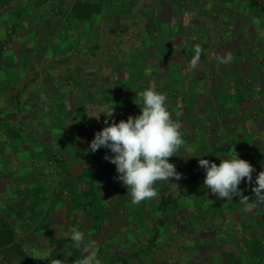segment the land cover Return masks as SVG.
<instances>
[{
	"label": "rangeland",
	"instance_id": "rangeland-1",
	"mask_svg": "<svg viewBox=\"0 0 264 264\" xmlns=\"http://www.w3.org/2000/svg\"><path fill=\"white\" fill-rule=\"evenodd\" d=\"M67 1L72 5L71 12L61 13L65 15L63 17L53 12L57 18L49 19L51 28L47 29V35L39 38L43 41L40 45L38 42L31 44L33 36L20 35L16 33L19 29H13L19 19L12 15L15 10L16 13L23 12L18 9L21 5L7 20H0L8 23L10 20L9 27L0 23L1 93L10 91H4L2 87L7 77H10L9 89L17 92L23 83L26 67L29 66V71H39L51 50L64 52L70 48L71 43L62 42L61 32L70 29L68 21L76 2L89 0ZM0 2H4L1 13L9 7L6 1ZM92 2V6L99 10L98 15L80 29L82 27L86 32L93 27L98 35L104 30L120 29L130 22L137 6H145L149 12L143 21L147 25L143 28L146 41L135 43V62L144 74L139 76L135 72L129 76L123 64L106 61L90 70L77 69L69 75L59 72L54 77L40 78L36 85H31V93L16 111L20 119L31 120L28 130L35 137L40 136L37 143L31 148L22 145L20 149L0 143V223L15 227L19 238L33 246L37 258L49 263L50 259L61 258L64 251L60 242L86 254L83 245L78 248L71 240L73 227L84 233L85 241L95 242L98 258L102 264H107L117 253L124 254L131 247L130 251L141 248V241L151 235L143 231V226L152 229L154 221L160 217L155 209L159 195L133 205L127 187L117 179L116 166L105 160L106 155L114 154L103 147L94 153L89 150L85 114L97 115L98 109L114 107V116L108 121L119 123L130 115L141 114L138 104L142 105V101L137 98V92L154 85L158 92L166 95L169 112L182 124L180 131L185 145L177 156L169 158L182 178L179 181L174 178L169 182L158 181L154 185L158 194L163 190L176 194H181L182 189L192 192L197 178L206 173L199 166V159L214 162L209 155L220 141L224 146L233 140L246 145L263 138L260 135L264 132V9L253 11L247 0ZM155 3L158 6H154ZM173 3H177L180 10L176 8L175 11ZM27 4L32 7L31 0ZM12 5L16 4L13 2ZM214 24L219 29L216 37L210 34ZM61 25L64 26L62 31L56 32ZM138 31H141L139 27L134 33ZM74 40L70 38V41ZM131 43L132 40L126 41L129 46ZM196 45L203 51L199 63L191 69L189 61ZM226 53L232 56L227 64L212 58V54L223 57ZM101 101L107 105H101ZM63 111L65 118H61ZM34 117L36 119L32 121ZM66 137L72 142L70 146H67ZM73 142L77 144L78 154L73 151ZM57 143L66 147L65 153L72 152L69 158L73 162L71 175L55 169L47 154L39 152L42 148L52 150ZM223 158L228 157L223 155ZM87 172L100 176L98 185L112 213L100 221L96 219L92 206L80 211L70 208L73 194L87 187L81 181V176ZM195 175L200 176L196 178ZM34 183H38L40 197L30 191ZM172 183L177 184L178 189ZM255 186L254 179L247 188L243 189L241 183L238 188L251 202L255 199L252 192ZM203 191L205 196L201 197L199 194ZM54 194H61L59 203L52 200ZM196 194L180 199L181 208L167 214L166 225L160 227L159 248L154 253H143L134 258L131 264H227L228 255L234 256L232 264H236V259L247 264L246 256L234 245L244 240L255 256L264 252V205L244 212L239 197H233L231 201L217 198L205 185L199 186ZM30 202H38L36 210L39 215L34 216L35 220H31L29 214H18L29 210ZM47 216L46 229L38 230ZM222 231L232 235L231 242L223 237Z\"/></svg>",
	"mask_w": 264,
	"mask_h": 264
},
{
	"label": "trees",
	"instance_id": "trees-1",
	"mask_svg": "<svg viewBox=\"0 0 264 264\" xmlns=\"http://www.w3.org/2000/svg\"><path fill=\"white\" fill-rule=\"evenodd\" d=\"M1 1H6L5 4H7L8 6H11L14 2V0ZM247 2L248 4L252 5L253 11L260 8L264 9V0H247ZM3 3L4 2H0V10L4 6ZM159 3L161 4V2ZM92 5V0H89V2L78 1L73 6L72 14L70 16L71 19L68 21V23L70 24V29L66 32H61L62 42L71 43L70 48H66V51L64 52H60L57 49L51 50L50 54L44 58L42 62V69L39 71H29V66L28 68L26 67V70L23 67V70H25L26 73L23 75L24 79L21 81L23 83L17 92H13L11 89H9L10 82L8 79L10 77H7L5 79L6 81L4 82V84H2V87L4 91H10H7L5 93L0 92V143H4L12 147L14 146L18 149H20L22 145H27V147L31 148L37 143L36 140L40 136L38 135L37 137H35L34 133L30 134L31 132L28 130L30 128L31 120L27 119V121H25L26 119H20V116L16 111L17 109H21V105L24 99L26 100V98L31 93L33 89L31 85H36L40 78L45 79L49 78L50 76L54 77L57 76V73L59 72H63L65 75H69L74 73L77 69L90 70L94 68L95 65L102 62L105 63L106 61L123 64L124 67L128 69L129 76L130 74L133 76L135 72L139 76H142L144 74V71L139 70L138 64L137 62H135V43L139 41L143 42V40L144 42L146 41L145 31H143V28H145L147 25H145L143 21L148 16L149 12L145 8V6H137L135 12H133L130 22L128 24H125L120 29L107 32L104 30L98 35L96 31H94L93 27L86 29V32L82 31V27L80 29V26H84L87 23L91 22L92 20H94V16L98 15L99 10H97V8L93 7ZM172 5L173 7H175V11L176 8L180 10V7H178L177 3H173ZM13 6L12 13L14 12L13 10L16 9V7ZM154 6L158 5L155 3ZM18 16L23 17V19H19L16 21V24L13 26V29L15 31L17 30L19 24H21V22L27 18L26 14L25 16H23V14L20 15L18 13ZM137 27H139L141 31L134 33ZM211 28L212 33L210 32V34L216 37L217 32L219 31L218 25L214 24V26H212ZM92 36L95 37L92 38ZM142 36H144L145 39H143ZM70 38L71 40H73V38L75 40L72 42L70 41ZM130 40H132V43L129 46L128 44H126V41ZM212 58H214V54H212ZM140 86L144 87L142 83H140ZM87 100H90V97H87ZM100 104L104 106L107 105L105 101H101ZM22 108L24 107L22 106ZM64 115L65 114L63 111L61 118H65ZM93 116H95L94 113H91L89 115L85 114L84 116V123L86 124V132L88 134V146L94 139L97 132L101 131L106 126H109L111 121H114L111 120L110 122L108 121V124H105V116L101 115L98 120ZM35 119V117L32 118V121H34ZM39 134L41 135V133ZM260 136H262L263 138L246 145L239 140H233L227 146H224L223 142L220 141L218 145H216L217 148L211 151L209 157L217 165H219L221 162L220 158H223V155L231 158L233 150H235V152L239 154L240 159L248 161L254 167L255 171L252 173V181H254L257 174L260 171H264V132H262ZM2 139L4 140L1 142ZM66 143L67 146H70L72 142L70 143L69 138L67 140L66 137ZM76 146L77 144L73 142V151L75 153L77 152L78 154L79 150L76 148ZM52 148V150H46V148H42V150L39 152H42V154H47L48 160L51 161V164L54 165L53 167L55 169H57L58 171L61 170L66 175H71L73 162H71L69 158L72 155V152L65 153L64 150L66 147L58 143L55 147ZM85 160L89 161L88 158H85ZM205 175L206 173H204V176L200 178H197V176L200 175H195L198 181L196 180L197 183L195 182V186L192 187V192H186L185 189H182L183 191L181 194H176L169 191L167 193V190L161 191L159 197L155 202V209L157 210L160 217L154 221L155 223L153 224L152 229L143 226L145 227L143 231L145 233H151V235L149 234V237H146L141 241L140 245L142 246L138 250L130 251L133 248L131 247L127 249L124 254L117 253L113 256L112 260L107 262V264H131L134 258L141 257L143 253H154V250L159 248L158 244L161 237L160 227L166 225V217L169 218V215L167 214L176 212L181 208L182 204L180 202V199L190 198L194 195V192L195 195H197L196 191L199 186L204 185L203 183ZM64 179L66 181L65 177ZM99 180L100 176L96 173H84L81 176V181L87 184V187L77 193L75 192L70 201V208L72 210L80 211L84 210L87 206H92L95 211V217L98 221L112 215L108 206V202L103 200L104 194L98 185ZM31 185L34 186L33 188H30L32 195L40 197L38 183H34ZM247 185L249 186V183L247 182V178H245L241 182V186L243 189H245L248 187ZM62 187H65V184H62ZM203 194L204 191L200 192L199 195L202 197ZM60 198L61 194H54L52 200H54L55 203H59ZM198 202L200 203V201H195L196 204ZM30 204L31 206H29V210L20 211L18 214L20 216H27L29 214V218L31 220H35V218L39 215V212H37L36 210V205H38V202H30ZM51 212H53V210ZM154 218H152L151 220H154ZM48 219L49 218L47 216V218L41 221L38 226V230L46 229V226L48 225ZM24 226H27V223H24ZM221 233L225 235L223 237H226L227 241H232L231 234H228L225 231H222ZM19 237L20 236L18 235L15 227H12L7 223H0V261L2 264H50L46 259L37 258V254L33 251V246H29L28 244L24 243ZM59 244L63 246L62 249L64 251L61 254L60 260L65 261V264H73L84 255L77 249L75 250V247L72 249V246L70 244L64 245V243L62 242H60ZM234 245H236L237 249L243 252V256H246L247 264H264V252L259 256H255V254L253 252H250V249L247 248V241L244 240L242 243H236ZM68 251L70 252L69 258H67ZM233 261H235L234 256L228 255L227 264H232ZM236 264H241L240 259H236Z\"/></svg>",
	"mask_w": 264,
	"mask_h": 264
},
{
	"label": "clouds",
	"instance_id": "clouds-1",
	"mask_svg": "<svg viewBox=\"0 0 264 264\" xmlns=\"http://www.w3.org/2000/svg\"><path fill=\"white\" fill-rule=\"evenodd\" d=\"M202 51L199 45L194 47L189 68L195 69ZM214 58L222 64L232 60L230 53ZM137 93V98L142 101V105L138 104L141 114L136 117L130 115L126 121L120 120L119 123L113 121L97 132L89 145V150L93 153L103 147L114 154L106 155L105 160L116 166L119 173L117 179L127 187L133 205L157 198L159 194L154 185L158 181L169 182L170 178L179 181L182 178L169 158L177 156L176 153L185 145L180 131L182 124L174 120L169 112L166 95L158 92L154 85ZM101 114L106 117L104 123L108 124L107 118L114 116V107L108 110L101 108L93 117L98 120ZM220 159L219 165L207 159H199V166L206 172L204 185L211 193L228 201L239 197L244 212H251L264 205V171L256 176V186L252 188L255 199L250 202L249 197L238 186L245 178L249 184L252 183L254 167L248 161L240 159L235 150L231 158ZM173 185L178 189L177 184ZM71 240L78 248L83 245L86 253L75 264H102L94 250L95 242L85 241L84 233L75 227L71 229ZM50 264H65V261L50 259Z\"/></svg>",
	"mask_w": 264,
	"mask_h": 264
},
{
	"label": "crops",
	"instance_id": "crops-1",
	"mask_svg": "<svg viewBox=\"0 0 264 264\" xmlns=\"http://www.w3.org/2000/svg\"><path fill=\"white\" fill-rule=\"evenodd\" d=\"M1 1V0H0ZM29 0H14V3L16 5H12L13 7H16V9L21 5L23 7H19L18 9H20L19 11H23V12H19L20 15L25 16V14L27 15V18L25 19V22H21V24H19L18 28L19 31L16 32L20 35H31L33 36V42L31 44H36V42H38L37 44L40 45L42 41L41 36L43 35H47V29H50V25H49V19H53V18H57L53 12H58V14L61 13H70L71 12V6L69 5V2L67 0H32V7H29V5L27 4ZM27 2V3H26ZM62 4V6H61ZM12 6H8L9 8H7L6 10H4L3 12L0 13V20H7L8 16L11 17L10 15H12ZM59 6H61L60 8L63 9L61 10L60 8H58ZM69 6V7H68ZM23 9V10H22ZM28 11H30L31 14L28 13ZM62 11V12H61ZM14 13V12H13ZM62 15V14H61ZM14 16V15H12ZM15 16L17 19H23V17H19L18 13L15 12ZM65 15H62V17ZM29 19L28 23L27 20ZM10 21V20H8ZM0 23H4L6 25H8L9 23L7 21H0ZM62 27H58L57 31H62L61 29H63V25H61ZM9 27V25H8ZM49 31V30H48ZM11 33V31H9ZM53 32V33H56ZM49 33L51 34L52 31H49ZM19 41H21V38H18ZM25 40V38H24ZM30 44V45H31ZM9 45V44H8ZM13 46H17L18 44L16 43H12ZM22 45V44H21ZM9 47V46H8ZM7 47V48H8Z\"/></svg>",
	"mask_w": 264,
	"mask_h": 264
}]
</instances>
